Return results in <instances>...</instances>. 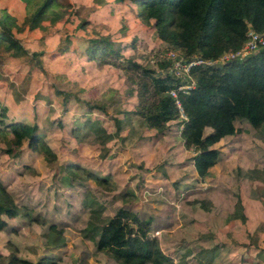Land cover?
<instances>
[{"label":"rangeland","instance_id":"rangeland-1","mask_svg":"<svg viewBox=\"0 0 264 264\" xmlns=\"http://www.w3.org/2000/svg\"><path fill=\"white\" fill-rule=\"evenodd\" d=\"M138 11L128 0H57L40 28H13L25 51L0 45V112L38 135L18 142L0 128V181L18 207L1 228L0 250L34 263L118 264L97 248L92 227L123 207L149 221L176 264H264V126L237 119L200 176L183 118L147 127L126 72L85 53L89 40L106 36L123 58L175 73L174 63L159 62L181 50ZM5 13L21 25L25 1L0 0Z\"/></svg>","mask_w":264,"mask_h":264},{"label":"trees","instance_id":"trees-1","mask_svg":"<svg viewBox=\"0 0 264 264\" xmlns=\"http://www.w3.org/2000/svg\"><path fill=\"white\" fill-rule=\"evenodd\" d=\"M24 1L26 16L21 25L9 14L0 16V45L7 49L25 51L13 28H40L57 0ZM128 1L136 3L142 21L153 20L159 39L179 48L186 57L200 55L215 59L224 51L238 49L247 39L250 28L264 34V0ZM67 48L66 45L62 50ZM85 53L88 59L112 63L126 72L127 79L137 88L136 115L147 127L163 130L170 120L179 116L175 99L169 94V89L179 82L172 73H154L134 60L123 58L106 36L89 40ZM169 64V60L159 62L161 67ZM192 73L194 87L178 93L186 114L181 136L184 145L195 150V171L204 176L218 156L213 144L236 132L237 119H245L253 127L264 126V47L243 60L197 65ZM4 113L3 107L0 128L8 126L18 142L28 138L33 144L38 139L35 125L21 121L6 123ZM206 128L210 130L205 132ZM45 150L50 151L47 147ZM17 211V204L0 181V229L6 225V218L15 216ZM92 229L98 236L97 248L109 253L118 264H176L149 233V221L123 207ZM44 258L34 263L15 252H0V264H58L50 257Z\"/></svg>","mask_w":264,"mask_h":264},{"label":"built area","instance_id":"built-area-1","mask_svg":"<svg viewBox=\"0 0 264 264\" xmlns=\"http://www.w3.org/2000/svg\"><path fill=\"white\" fill-rule=\"evenodd\" d=\"M261 47H264V34L250 28L247 32V39L242 43L238 49H229L220 54L217 58H204L200 55H193L186 57L183 54L172 55V59L168 58L171 63H174L173 70L175 77L179 79L178 85L169 89V94L174 97L175 102L179 109V116L186 119V114L181 106L180 99L178 97L179 91L187 92L195 85V77L192 73V68L201 65H213L222 64L231 60H243L248 55L258 51ZM173 54V53H170Z\"/></svg>","mask_w":264,"mask_h":264},{"label":"crops","instance_id":"crops-1","mask_svg":"<svg viewBox=\"0 0 264 264\" xmlns=\"http://www.w3.org/2000/svg\"><path fill=\"white\" fill-rule=\"evenodd\" d=\"M2 229H0V231H1ZM0 252L2 253V254H7L8 252H9V250L6 252V251H3V250H0ZM20 256V255H19ZM21 257H25V258H27L26 256H21Z\"/></svg>","mask_w":264,"mask_h":264}]
</instances>
